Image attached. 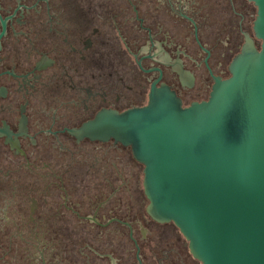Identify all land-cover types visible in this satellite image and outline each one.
Segmentation results:
<instances>
[{"label":"flooded vegetation","instance_id":"obj_1","mask_svg":"<svg viewBox=\"0 0 264 264\" xmlns=\"http://www.w3.org/2000/svg\"><path fill=\"white\" fill-rule=\"evenodd\" d=\"M250 0H0V264H200L147 212L129 144L74 134L145 106L206 100L247 39Z\"/></svg>","mask_w":264,"mask_h":264},{"label":"water","instance_id":"obj_2","mask_svg":"<svg viewBox=\"0 0 264 264\" xmlns=\"http://www.w3.org/2000/svg\"><path fill=\"white\" fill-rule=\"evenodd\" d=\"M250 1L260 48L247 39L206 100L183 106L151 86L145 106L70 130L131 146L147 212L173 222L200 264H264V0Z\"/></svg>","mask_w":264,"mask_h":264}]
</instances>
